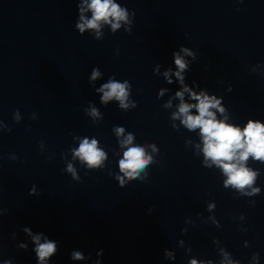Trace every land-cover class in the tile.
I'll return each instance as SVG.
<instances>
[{
  "label": "clouds",
  "instance_id": "clouds-1",
  "mask_svg": "<svg viewBox=\"0 0 264 264\" xmlns=\"http://www.w3.org/2000/svg\"><path fill=\"white\" fill-rule=\"evenodd\" d=\"M88 7L92 10L93 17L91 20H85L81 16L83 23L77 25L81 32L85 28L98 29L101 21L111 23L110 17L117 21L116 23H112V28L115 30L120 26L119 21L126 19L125 12L117 4L113 3L112 0H91ZM181 50L188 53L187 49ZM175 63L181 71L187 66L179 54H175ZM98 75L99 73L94 70L92 78L95 79ZM176 75L179 78L180 72H177ZM100 90L104 91L102 99L105 101L115 96L123 102V99L126 97V84L110 81L103 85ZM193 95L199 103L195 106L181 104L179 112L184 116L182 122L189 129L200 128L204 141V154L206 158H210L222 167L223 171L228 175L229 178L225 181L226 185L232 184L238 188H243L251 184L255 174L242 165L238 166L233 161H245L250 154L256 159H264V125L249 122L244 131L241 132L239 128L215 119L214 113L210 109L217 107L218 101L214 98H209L203 93L200 96ZM177 96H182V93L178 92ZM122 106H124L123 103ZM191 107L198 109V115L193 116L189 114ZM122 131L123 129H117L118 133H122ZM131 142V136L123 141L126 145L131 144ZM75 155L87 161L90 166H94L99 162L103 153L97 149L95 140L89 143L85 139ZM124 156L125 159L120 161V168L129 177L138 174L134 170L142 169L148 162L144 158V150L141 147L129 148L124 153ZM69 171H72L71 166H69ZM33 239L37 244L36 253L41 261H44L50 254L56 251L55 243L46 241L41 244L39 236ZM74 258L80 259L82 257L79 253H75Z\"/></svg>",
  "mask_w": 264,
  "mask_h": 264
}]
</instances>
